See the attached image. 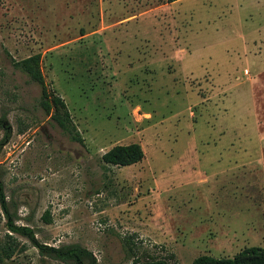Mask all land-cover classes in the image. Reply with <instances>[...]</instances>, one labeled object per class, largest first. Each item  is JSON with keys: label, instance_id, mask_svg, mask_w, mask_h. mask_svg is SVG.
Returning a JSON list of instances; mask_svg holds the SVG:
<instances>
[{"label": "rangeland", "instance_id": "obj_1", "mask_svg": "<svg viewBox=\"0 0 264 264\" xmlns=\"http://www.w3.org/2000/svg\"><path fill=\"white\" fill-rule=\"evenodd\" d=\"M35 54L83 144L14 66ZM133 143L139 163L102 162ZM6 234L24 250L0 264H75L38 245L94 264L264 249V0H0Z\"/></svg>", "mask_w": 264, "mask_h": 264}, {"label": "trees", "instance_id": "obj_2", "mask_svg": "<svg viewBox=\"0 0 264 264\" xmlns=\"http://www.w3.org/2000/svg\"><path fill=\"white\" fill-rule=\"evenodd\" d=\"M166 3H174L179 0H165ZM40 60L39 54L29 56L21 61L14 62V66L20 71L25 73L29 79L40 86L41 89V106L45 113L48 115L52 112L51 119L65 132L68 133L70 139L79 144H83V140L79 133L76 131L75 127L71 124L70 115L68 113L66 104L63 99L54 93L48 94L47 86L44 82L42 72L40 70ZM144 157V152L139 144L133 143L128 145H117L109 149L101 156L103 163L116 167H126L139 163ZM43 220L46 224H49L51 219L44 215ZM12 234H18L23 237L32 239V236L28 234V230L20 227H12L9 230ZM5 240L0 242V263L4 260H10L17 251L24 250L23 245L20 246L17 239L13 235H5ZM123 245L132 251V241L131 238L123 240ZM41 255L46 257L61 260L67 263L69 260H73L75 264L77 263L76 258L79 257L81 264L83 260H90L89 264H94L92 256L90 253L83 251H78L77 254L73 255L71 251H62L47 246H37ZM132 264H170L165 259H150L140 261L134 259ZM191 264H264V249L261 247L251 246L246 247L239 251L232 258H214L209 255H201L195 258Z\"/></svg>", "mask_w": 264, "mask_h": 264}, {"label": "crops", "instance_id": "obj_3", "mask_svg": "<svg viewBox=\"0 0 264 264\" xmlns=\"http://www.w3.org/2000/svg\"><path fill=\"white\" fill-rule=\"evenodd\" d=\"M218 224L216 223L215 224V226H217ZM224 230V232L226 233V234H228V232H229V223L228 224H223V225H221V228L220 229H218L219 231H221V230Z\"/></svg>", "mask_w": 264, "mask_h": 264}, {"label": "flooded vegetation", "instance_id": "obj_4", "mask_svg": "<svg viewBox=\"0 0 264 264\" xmlns=\"http://www.w3.org/2000/svg\"><path fill=\"white\" fill-rule=\"evenodd\" d=\"M71 253H73V255H75V254L78 253V251L72 250ZM76 261H77V263L81 264V261H80L79 257L76 258Z\"/></svg>", "mask_w": 264, "mask_h": 264}]
</instances>
